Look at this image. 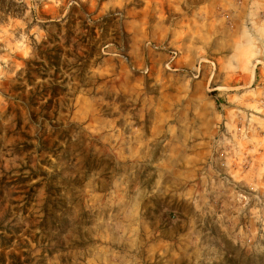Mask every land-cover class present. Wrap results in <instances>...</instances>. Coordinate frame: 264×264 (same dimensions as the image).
Wrapping results in <instances>:
<instances>
[{"label": "rangeland", "instance_id": "1", "mask_svg": "<svg viewBox=\"0 0 264 264\" xmlns=\"http://www.w3.org/2000/svg\"><path fill=\"white\" fill-rule=\"evenodd\" d=\"M13 1L0 264H264V0ZM187 48L218 57L210 80Z\"/></svg>", "mask_w": 264, "mask_h": 264}, {"label": "crops", "instance_id": "2", "mask_svg": "<svg viewBox=\"0 0 264 264\" xmlns=\"http://www.w3.org/2000/svg\"><path fill=\"white\" fill-rule=\"evenodd\" d=\"M216 53V51H214V54ZM213 54V53H211ZM213 54V56H214ZM202 53L201 52H195V51H190L188 48L185 50V56L180 57L178 59V61L176 62L179 63L181 61V59H184V63L185 66L188 68H186L188 71H190V69L192 70L193 68L195 69L196 72H194V74H197L199 72V70L201 69V71L203 72L202 75H204L208 70H209V74H210V78L209 80L212 78L213 74H214V70L216 67V62H218V57H207L209 62L211 63V65L213 66V68L210 66V64H206L203 63L204 59H202ZM197 84H194V92H193V96L192 99L195 101H199V103H202L205 101V99L207 98L206 94H205V90H204V81L201 80L199 82H196ZM199 90V92H197V90ZM167 121H163V123H166ZM160 123V122H159ZM161 124V123H160ZM159 124V128L157 129L158 134H164L166 132L164 127H161V125ZM158 127V126H157ZM30 128V126H29ZM197 134H194L195 137ZM154 137V136H153ZM126 140H122L120 143V148L122 151L126 150L125 156L127 159L131 160V159H136L137 158V150L140 146V143L137 142V140H132L133 138H130V140L127 138H125Z\"/></svg>", "mask_w": 264, "mask_h": 264}, {"label": "trees", "instance_id": "3", "mask_svg": "<svg viewBox=\"0 0 264 264\" xmlns=\"http://www.w3.org/2000/svg\"><path fill=\"white\" fill-rule=\"evenodd\" d=\"M20 7H22V4L21 3H16L14 2L13 0H0V18H3V17H10V16H15L18 12V9H20ZM60 50H49L48 52H46L44 54V57L48 59V61L50 62V67L52 68H56V70L58 69L57 66H55L54 63L58 62L60 57H59V54H60ZM59 70H57L56 74H58ZM36 75V77H39L41 79H46L47 77V74L42 76L40 71L39 70H29L27 71L26 73V77H27V82L30 84V85H33L34 82H35V78H33L34 76L33 75ZM56 74L53 76V78L55 79L52 84L53 86H51L50 88H46L44 90V92L47 94V93H50L52 94V97L54 98V100H50L48 102V104L46 105V109L45 111H47L50 106H52V104L54 103V101L56 99H58L59 97V94L61 92H63V88L60 87L58 85V82L60 81L59 78H56ZM59 80V81H58ZM59 92V93H58ZM42 98H43V95H42ZM34 99V98H33ZM32 99V100H33ZM34 103V102H32ZM31 103V105H33ZM31 117H33V115L31 114ZM19 122L17 124V130H19L18 133H15L16 136L20 135L21 131H22V123H21V119L22 117L19 116ZM36 118H31V120L35 121ZM21 136H26L25 133L21 134Z\"/></svg>", "mask_w": 264, "mask_h": 264}]
</instances>
